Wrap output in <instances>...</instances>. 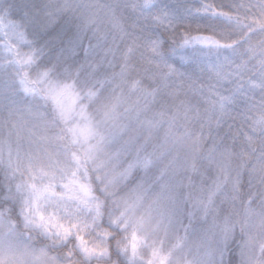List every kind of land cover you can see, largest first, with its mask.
I'll return each mask as SVG.
<instances>
[{"label": "snow or ice", "instance_id": "obj_1", "mask_svg": "<svg viewBox=\"0 0 264 264\" xmlns=\"http://www.w3.org/2000/svg\"><path fill=\"white\" fill-rule=\"evenodd\" d=\"M0 264H264V0H0Z\"/></svg>", "mask_w": 264, "mask_h": 264}]
</instances>
